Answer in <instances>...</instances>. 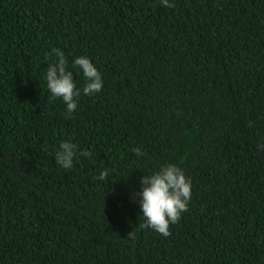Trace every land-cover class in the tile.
Wrapping results in <instances>:
<instances>
[{"label":"trees","instance_id":"obj_1","mask_svg":"<svg viewBox=\"0 0 264 264\" xmlns=\"http://www.w3.org/2000/svg\"><path fill=\"white\" fill-rule=\"evenodd\" d=\"M168 2L0 0V264H264V0ZM54 49L103 80L69 118ZM167 163L192 194L164 237L134 193Z\"/></svg>","mask_w":264,"mask_h":264},{"label":"clouds","instance_id":"obj_2","mask_svg":"<svg viewBox=\"0 0 264 264\" xmlns=\"http://www.w3.org/2000/svg\"><path fill=\"white\" fill-rule=\"evenodd\" d=\"M165 7H174L168 0H162ZM56 61L48 64L45 71L47 88L51 93V98L62 99L66 105V118L76 111L78 98L83 95L94 96L101 92L103 80L97 68L86 56L77 57L72 63V67L78 69L84 77L82 90L77 88L74 82L73 72L68 70V61L64 53L59 49L53 50ZM59 151L55 154V162L65 170L73 167L74 158L77 156V145L73 142L62 141ZM132 151L137 157L144 155L140 148H133ZM81 156L90 157V152H81ZM108 176V171L100 173L98 179L104 180ZM142 190L134 193L138 197L140 209L143 213L144 222L138 227L142 229H152L158 234L168 237L171 235L170 225L177 224L181 215L188 211L191 200L192 184L190 178L186 177L183 170L176 164L167 163L162 165L158 171L140 178ZM134 231L128 234V240H134Z\"/></svg>","mask_w":264,"mask_h":264}]
</instances>
